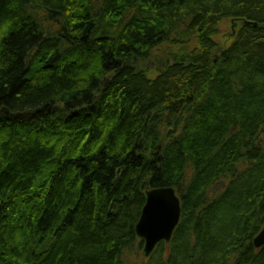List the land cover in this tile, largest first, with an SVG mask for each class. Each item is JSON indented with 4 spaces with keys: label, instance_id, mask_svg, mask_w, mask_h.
I'll return each instance as SVG.
<instances>
[{
    "label": "trees",
    "instance_id": "trees-1",
    "mask_svg": "<svg viewBox=\"0 0 264 264\" xmlns=\"http://www.w3.org/2000/svg\"><path fill=\"white\" fill-rule=\"evenodd\" d=\"M159 188L141 264H264V0H0V264H126Z\"/></svg>",
    "mask_w": 264,
    "mask_h": 264
},
{
    "label": "water",
    "instance_id": "water-1",
    "mask_svg": "<svg viewBox=\"0 0 264 264\" xmlns=\"http://www.w3.org/2000/svg\"><path fill=\"white\" fill-rule=\"evenodd\" d=\"M181 216V202L173 188L153 189L146 193V203L136 225L137 237L144 241L145 258H149L160 243L171 242ZM253 243L256 249L264 247V226Z\"/></svg>",
    "mask_w": 264,
    "mask_h": 264
},
{
    "label": "rangeland",
    "instance_id": "rangeland-1",
    "mask_svg": "<svg viewBox=\"0 0 264 264\" xmlns=\"http://www.w3.org/2000/svg\"><path fill=\"white\" fill-rule=\"evenodd\" d=\"M231 28L232 26L230 22L226 21V23H224V25L221 28L222 33L220 34V38L222 39L223 37L229 36V34L231 35ZM155 64H156L155 61L150 64L149 70H151L152 72L155 71V68H154ZM152 72L150 73V76L154 77L155 74ZM146 260L147 258L144 257L143 251L142 252L134 251L126 257V264H141V263H145Z\"/></svg>",
    "mask_w": 264,
    "mask_h": 264
}]
</instances>
